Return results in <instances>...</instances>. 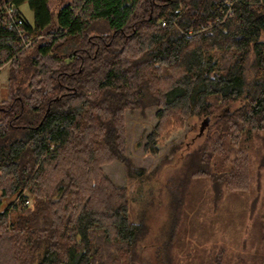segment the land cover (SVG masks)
Masks as SVG:
<instances>
[{
  "label": "trees",
  "instance_id": "1",
  "mask_svg": "<svg viewBox=\"0 0 264 264\" xmlns=\"http://www.w3.org/2000/svg\"><path fill=\"white\" fill-rule=\"evenodd\" d=\"M51 2L0 0V69L9 65L6 99L0 81V264H138L148 226L103 169L117 160L139 180L156 171L128 155L127 112L157 108L144 144L152 154L164 135L209 117L205 140L184 157L190 178L209 177L217 196L221 181L246 191L256 137L264 154V0ZM182 205L171 208L157 264H174Z\"/></svg>",
  "mask_w": 264,
  "mask_h": 264
},
{
  "label": "rangeland",
  "instance_id": "2",
  "mask_svg": "<svg viewBox=\"0 0 264 264\" xmlns=\"http://www.w3.org/2000/svg\"><path fill=\"white\" fill-rule=\"evenodd\" d=\"M65 1L52 0L51 6L56 10ZM23 11L33 21L34 13L27 3ZM98 32L93 29L91 34ZM0 81L6 99L8 63L0 69ZM156 109L127 112L128 155L136 166L146 170V174L156 170L150 179L129 176L125 165L117 160L103 166L116 184L129 189L132 218L148 226L140 243L138 264H157L156 249L171 229L170 211L174 204H183L177 211L182 223L172 249L174 264H212L215 252L222 254L221 264H264V239L260 240L257 234L259 232L261 237L264 228L256 226L264 221V154L261 156L255 151L260 138L256 137L249 155L250 186L246 191H238L221 181L222 193L217 196L209 177L190 178L193 168L184 165L185 155L205 140L212 122L206 124L202 133L199 129L206 116L194 121L196 128L188 124L182 130L164 135L159 152L152 154L144 150V144L157 123Z\"/></svg>",
  "mask_w": 264,
  "mask_h": 264
},
{
  "label": "built area",
  "instance_id": "3",
  "mask_svg": "<svg viewBox=\"0 0 264 264\" xmlns=\"http://www.w3.org/2000/svg\"><path fill=\"white\" fill-rule=\"evenodd\" d=\"M230 4V3H229ZM231 5H233V3H231ZM233 13V9L230 8L227 12V14L231 15ZM7 14H8V19L9 21H11V27H14L18 30V32L20 34H22L24 32V28L22 26L23 24V20L21 17H19L18 15L13 13V7L10 4H7ZM30 42H28L27 44H29Z\"/></svg>",
  "mask_w": 264,
  "mask_h": 264
},
{
  "label": "water",
  "instance_id": "4",
  "mask_svg": "<svg viewBox=\"0 0 264 264\" xmlns=\"http://www.w3.org/2000/svg\"><path fill=\"white\" fill-rule=\"evenodd\" d=\"M209 122H210V118L206 117V119L203 121L202 126L200 128V132L201 133L204 131V128H205L206 124H209Z\"/></svg>",
  "mask_w": 264,
  "mask_h": 264
},
{
  "label": "crops",
  "instance_id": "5",
  "mask_svg": "<svg viewBox=\"0 0 264 264\" xmlns=\"http://www.w3.org/2000/svg\"><path fill=\"white\" fill-rule=\"evenodd\" d=\"M1 92H2V97H3V88H2V90H1Z\"/></svg>",
  "mask_w": 264,
  "mask_h": 264
}]
</instances>
